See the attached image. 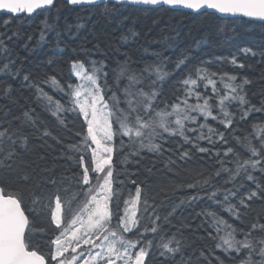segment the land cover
<instances>
[{"label":"snow or ice","instance_id":"6c2138e0","mask_svg":"<svg viewBox=\"0 0 264 264\" xmlns=\"http://www.w3.org/2000/svg\"><path fill=\"white\" fill-rule=\"evenodd\" d=\"M101 4L102 14L120 16L117 27L131 18L121 15L127 5L167 6V10L196 14L212 10L264 22V0H0V10L28 14L25 19L43 12L36 44L29 48L33 40L29 34L22 45L32 52L49 32L55 33L59 46L61 32L77 36L87 26L83 16H77L75 23L65 17L60 29L65 9ZM9 24L11 20H5L0 31V74L7 78L0 79V170L11 169L9 162L29 151V129L62 145L54 159L68 167L58 173L53 164L36 175L21 160L14 179L0 178V264H147L153 251L162 264H227L229 260L264 264V118H260L264 98L254 104L247 90L254 82H264V73L254 81L213 67L225 63L232 68L252 67L239 62L236 55L200 60L175 82L170 96L161 99L164 85L195 58L191 48L173 59L164 55L165 47H142L143 53L150 52L154 58L151 61L135 60L129 52L115 48L113 52L123 59L110 66L108 53L101 52L97 42L91 49L84 44L72 49L66 83L57 79L63 75L59 68L53 70L55 74L33 79L24 62L17 64L18 55H13L12 45L23 34ZM139 35L130 26L122 32L120 43ZM153 43L177 47L176 38L167 35L149 42ZM242 51L258 54L252 49ZM96 55L106 58L96 59ZM259 55L264 58V52ZM53 62L52 58L47 61L49 66ZM21 74L22 87L34 90L31 102L13 95L17 89L10 80ZM42 84H51L66 99H56ZM259 94L264 97V89ZM33 102L65 130H69L68 114L82 117L81 130L72 137L54 135ZM14 106L20 108L16 114ZM69 138L75 142L65 143ZM174 138L182 143L176 150L166 149L164 145ZM144 153L159 158L163 165V175L155 184L149 183L155 174L152 167L145 169L144 180L138 179ZM196 157L211 162L209 168L184 167ZM189 191L193 194L179 195ZM201 200L210 206L196 213L203 219L193 227L178 213ZM258 201L260 206L254 209ZM48 213L55 235L42 253L32 237L37 232L47 234L48 229L35 227V217ZM206 239L215 242L214 248L203 244ZM217 249L222 256L216 255Z\"/></svg>","mask_w":264,"mask_h":264},{"label":"trees","instance_id":"16d2710c","mask_svg":"<svg viewBox=\"0 0 264 264\" xmlns=\"http://www.w3.org/2000/svg\"><path fill=\"white\" fill-rule=\"evenodd\" d=\"M103 7L104 5L101 4L95 8L91 6H73L65 9L58 22L60 29L64 28L65 17L68 23H75L77 16H83L87 19V26L82 29L77 36H69L61 32L59 46H57V37L55 33L49 32L46 35L45 41L41 43L35 51L28 52L22 47L29 34L33 35V40L29 42V48H32L36 44L39 38L40 20L43 19L44 15L42 11H39L38 14L34 15L31 19H25V17H27L26 14L13 16L0 13V31L3 30V22L10 19L11 24H9L8 27L10 29L19 27L23 34L22 37L12 45L15 48L13 55H18L17 64L23 61L25 71L31 72L33 74V79L43 78L45 73L55 74L53 70L59 68L62 70L63 75H57V79L60 80L62 84L70 79L68 73L69 60L73 58L72 49L78 48L82 44L91 49L97 42L100 44L101 52L108 53L107 60L110 66H112L114 60L123 59L122 56L113 52L115 48H119L121 52H129L133 59L139 61H151L154 59L150 52L143 53L141 51L142 47H149L150 50H159L165 47L164 55L171 56L173 59H175L182 50L191 48L195 58L190 60L185 67L177 71L164 85V95L161 99L168 98L175 82L182 79L187 70L200 60H212L216 57L227 58L236 55L239 62L244 63L246 66L251 65L252 67H245L244 69L232 68L226 63L223 65H213V67L222 68L230 72H239L240 75H247L254 81L260 77L261 73H264V58L259 55V53L264 52V22L244 18H225L209 11H201L199 14H196L181 9L167 10V6L147 7L127 5L126 10H123L121 15L134 18L135 23L133 25V19L130 18L122 26L117 27L116 21L120 19V16L108 17L102 14L101 8ZM117 7L120 6L118 5ZM89 14H91L90 18H88ZM154 20L156 23H153ZM130 26H134L140 35L126 44H121L120 36L122 32ZM73 31H75V29H73ZM165 35L176 38L177 47L175 49H167L162 43L149 44L150 41H160ZM197 41H201L198 47L195 46ZM243 49H252L258 54L256 56H252L251 53L245 54L242 51ZM49 58H52L54 61L51 66L47 63ZM94 58L105 59L106 57L96 55ZM80 59H84V57H80ZM138 66H142V64ZM167 67L171 69L173 65L169 64ZM0 79L7 78L0 74ZM22 79L23 74L16 80H10L14 88L17 89L13 95L27 97L29 102H31L34 90L22 87ZM71 80L73 83L76 82L74 76L71 77ZM109 82L111 83V76L109 77ZM41 87L56 99H61L62 102L66 99L62 94L56 92L51 84H42ZM261 89H264V82H254L252 85L248 86L247 90L252 103L258 105L261 99L264 98L259 94ZM252 93H257V95L253 96ZM20 103L25 105L23 99H21ZM32 107L35 108L41 119L46 121L54 135L72 137L74 132L81 130L82 117H77L71 113L67 115L69 131L59 126L51 114L45 111L42 106L33 102ZM19 111V107H13V114ZM244 127H246V125H244ZM28 132L30 134L29 151L20 152L19 156L10 161L9 163L12 165L11 169L5 168L0 170V178L5 181L15 178L16 170L21 166V160L26 161L31 168H34L36 175L39 174L42 168L51 167L53 164L57 166L56 170L58 173L68 167L65 161L54 159V157L58 156L62 145L57 144L51 138H41L39 132L35 129H29ZM64 142L72 143L75 141L69 138L65 139ZM181 143L179 138H174L169 140L164 147L166 149L171 148L176 150ZM40 156H44L45 159L39 160L38 157ZM154 160L156 163L153 166ZM210 163L211 162L207 161L206 158L202 161L200 157H196L184 167L208 169ZM150 167L153 168L155 174L149 178V183L155 184L157 183L158 177L163 175V165L159 158L144 153V159L141 160L140 163L141 175L138 179L144 180L147 175L145 169ZM130 170H132V166H130ZM257 175L259 174L257 173ZM132 191L134 192V187ZM192 194L193 193L189 191L187 193H180L179 195ZM206 206H210L208 201H198L195 204L186 206L183 213H178V216L191 221L193 227H195L203 219V217H197L196 213ZM259 206L260 202L258 201L253 205V208L255 209ZM213 210L220 212V209L217 207H214ZM220 214L228 218L227 213L220 212ZM253 214L254 213L249 215V220H251ZM35 227L37 229H48L47 234L37 232L32 237L33 242L40 246L41 252H47V241L55 235V233L51 231L54 225L50 224V213L46 216L40 215L35 217ZM188 235H191V233H188ZM203 244L211 249L214 248L215 242L206 239L203 241ZM216 255L222 256L223 254L217 249ZM147 264H162V260L153 251L150 256L147 257ZM227 264H233V261L229 260Z\"/></svg>","mask_w":264,"mask_h":264},{"label":"water","instance_id":"95a60500","mask_svg":"<svg viewBox=\"0 0 264 264\" xmlns=\"http://www.w3.org/2000/svg\"><path fill=\"white\" fill-rule=\"evenodd\" d=\"M138 6H147V5H138ZM147 7H159V6H147ZM181 10H183V9H181ZM38 11H40V10H38ZM186 11H189V12H192L191 10H186ZM203 11H209V12H212V13H215L214 11H212V10H203ZM0 13H5V14H10V15H13V16H15V15H17V14H11V13H8L7 12V10H0ZM215 14H217V15H219V16H221V17H238V18H245V19H250V20H254V19H252V18H247V17H240V16H230V15H222V14H218V13H215ZM27 16H28V14H26ZM255 21H258V20H255ZM260 22V21H259Z\"/></svg>","mask_w":264,"mask_h":264}]
</instances>
